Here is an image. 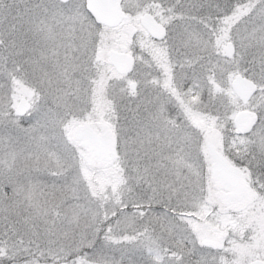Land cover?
<instances>
[{"label": "snow or ice", "instance_id": "snow-or-ice-1", "mask_svg": "<svg viewBox=\"0 0 264 264\" xmlns=\"http://www.w3.org/2000/svg\"><path fill=\"white\" fill-rule=\"evenodd\" d=\"M0 264H264V0H0Z\"/></svg>", "mask_w": 264, "mask_h": 264}]
</instances>
